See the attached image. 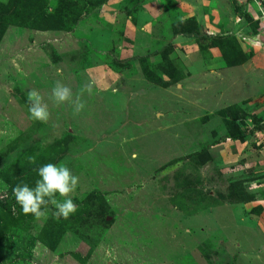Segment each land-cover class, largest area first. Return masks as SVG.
<instances>
[{
  "label": "rangeland",
  "instance_id": "1",
  "mask_svg": "<svg viewBox=\"0 0 264 264\" xmlns=\"http://www.w3.org/2000/svg\"><path fill=\"white\" fill-rule=\"evenodd\" d=\"M0 264H264V0H0Z\"/></svg>",
  "mask_w": 264,
  "mask_h": 264
},
{
  "label": "clouds",
  "instance_id": "2",
  "mask_svg": "<svg viewBox=\"0 0 264 264\" xmlns=\"http://www.w3.org/2000/svg\"><path fill=\"white\" fill-rule=\"evenodd\" d=\"M87 87H91L88 85ZM52 96L57 102L71 98V89L60 82L52 88ZM31 103L28 109L29 119L46 121L49 113L41 98L36 93L30 94ZM84 107L79 98L75 101L76 111ZM37 179L33 186L27 183L17 184L12 188V195L23 214H32L40 218L46 215L43 206L52 203L55 206L54 215L57 218H67L76 210V204L68 197L78 183V177L64 164L46 163L37 170ZM57 195L63 199H57Z\"/></svg>",
  "mask_w": 264,
  "mask_h": 264
},
{
  "label": "trees",
  "instance_id": "3",
  "mask_svg": "<svg viewBox=\"0 0 264 264\" xmlns=\"http://www.w3.org/2000/svg\"><path fill=\"white\" fill-rule=\"evenodd\" d=\"M200 35H201V34L199 33L198 30H195V31H193V32L191 33V36L194 37V38H198ZM261 130H262V128L257 129V131H261ZM247 134H249V133L242 132V133H239V134H237V135L231 137V139H232V140H241V139H243L245 136H247Z\"/></svg>",
  "mask_w": 264,
  "mask_h": 264
}]
</instances>
